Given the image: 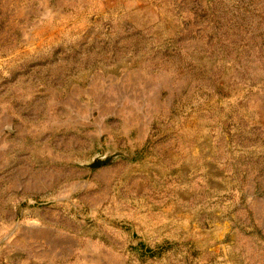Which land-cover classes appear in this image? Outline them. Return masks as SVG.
<instances>
[{
	"label": "rangeland",
	"instance_id": "374dc122",
	"mask_svg": "<svg viewBox=\"0 0 264 264\" xmlns=\"http://www.w3.org/2000/svg\"><path fill=\"white\" fill-rule=\"evenodd\" d=\"M0 244L264 264V0H0Z\"/></svg>",
	"mask_w": 264,
	"mask_h": 264
},
{
	"label": "crops",
	"instance_id": "0c3cea01",
	"mask_svg": "<svg viewBox=\"0 0 264 264\" xmlns=\"http://www.w3.org/2000/svg\"><path fill=\"white\" fill-rule=\"evenodd\" d=\"M14 252L15 248L0 244V264H23L20 262V260L17 263H13L11 257L13 256Z\"/></svg>",
	"mask_w": 264,
	"mask_h": 264
},
{
	"label": "water",
	"instance_id": "95a60500",
	"mask_svg": "<svg viewBox=\"0 0 264 264\" xmlns=\"http://www.w3.org/2000/svg\"><path fill=\"white\" fill-rule=\"evenodd\" d=\"M111 158H112V156L96 157L86 166L89 168H96V167H98L104 163H107Z\"/></svg>",
	"mask_w": 264,
	"mask_h": 264
}]
</instances>
